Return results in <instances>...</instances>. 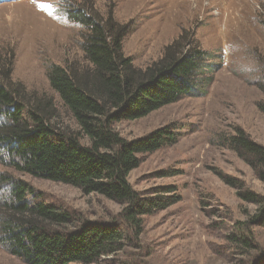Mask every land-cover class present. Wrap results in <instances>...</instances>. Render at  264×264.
<instances>
[{"label":"rangeland","instance_id":"374dc122","mask_svg":"<svg viewBox=\"0 0 264 264\" xmlns=\"http://www.w3.org/2000/svg\"><path fill=\"white\" fill-rule=\"evenodd\" d=\"M76 6L92 7L102 17L113 15L129 25L132 32L123 50L139 68L158 61L188 31L215 66L206 95L116 125L127 141L175 127L178 142L144 156L128 180L146 194L174 185L182 195L180 204L141 218L139 227L123 225L127 247L116 258L128 264H252L264 252V226L237 227L248 221L255 206L240 200L239 190L226 186L216 172L243 182L245 190L264 194L262 182L228 144L242 130L264 146V115L258 110L264 95L257 85L264 60V0H0V56L15 55L12 80L30 92L53 96L59 125L72 132H79L77 124L51 90L48 71L52 65L86 66L81 47L86 31L67 13ZM165 172L176 175L162 178ZM3 177L26 182L34 191L29 200L62 207L76 222L108 223L122 211L102 196L19 174L1 155L0 204L10 200L11 192ZM232 234L245 235L251 246L233 242ZM0 264L25 263L0 245Z\"/></svg>","mask_w":264,"mask_h":264},{"label":"trees","instance_id":"16d2710c","mask_svg":"<svg viewBox=\"0 0 264 264\" xmlns=\"http://www.w3.org/2000/svg\"><path fill=\"white\" fill-rule=\"evenodd\" d=\"M67 13L86 31L81 46L86 66L52 65L48 79L79 132L59 125L60 109L53 96L30 92L12 80L15 55L6 53L0 56V155L19 174L102 196L121 205L122 211L118 220L108 223L76 222L62 207L29 200L34 191L26 182L3 177L11 192L10 200L0 204V245L25 264H128L116 258L127 247L123 225L139 227L141 218L182 202L177 186L156 187L146 194L131 187L129 175L144 156L175 145L179 134L175 127L165 126L127 141L115 127L185 98L206 95L215 66L188 31L167 46L158 61L139 68L123 50L132 32L129 25L113 15L102 17L92 7L76 6ZM261 69L257 85L264 95V60ZM258 110L264 115V101ZM228 144L264 185V146L242 130ZM175 175L165 172L162 178ZM216 175L239 190L240 200L255 206L248 221L238 222L237 227L264 226V194L245 190L243 182L219 172ZM230 239L251 246L245 235L232 234ZM252 264H264V252Z\"/></svg>","mask_w":264,"mask_h":264},{"label":"snow or ice","instance_id":"6c2138e0","mask_svg":"<svg viewBox=\"0 0 264 264\" xmlns=\"http://www.w3.org/2000/svg\"><path fill=\"white\" fill-rule=\"evenodd\" d=\"M42 7H47V5H41Z\"/></svg>","mask_w":264,"mask_h":264}]
</instances>
